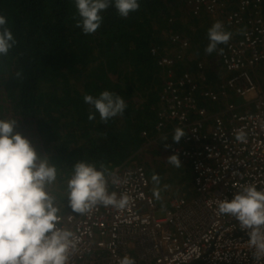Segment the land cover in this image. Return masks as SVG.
I'll return each mask as SVG.
<instances>
[{
    "label": "built area",
    "instance_id": "2783aa9c",
    "mask_svg": "<svg viewBox=\"0 0 264 264\" xmlns=\"http://www.w3.org/2000/svg\"><path fill=\"white\" fill-rule=\"evenodd\" d=\"M187 3L194 15L202 11L234 31L223 54H211L210 62L208 54L186 57L191 43L180 33H172L161 47L166 55L155 58L163 72L151 130L162 137L184 129L179 143L171 139L163 147L189 165L194 192L173 198L161 211L148 193L142 165L113 167L128 182L110 183L109 190L126 192L132 204L119 211L100 207L65 221L81 237L73 264H119L124 255L136 264H264L254 259L239 223L217 212V200H231L240 185L264 189V96L254 78L255 68L264 64V6L262 0H239L237 8L225 11L218 0ZM215 65L224 74L214 77ZM238 129L245 131L246 143L236 141ZM141 138L148 140V132Z\"/></svg>",
    "mask_w": 264,
    "mask_h": 264
},
{
    "label": "clouds",
    "instance_id": "9594fccd",
    "mask_svg": "<svg viewBox=\"0 0 264 264\" xmlns=\"http://www.w3.org/2000/svg\"><path fill=\"white\" fill-rule=\"evenodd\" d=\"M71 1L75 3L77 13L73 17L76 21L75 26L85 35L96 33L104 20L102 13L109 7H114L122 18H127L130 13L140 9L139 0ZM182 1L183 6H177L175 11L171 10L164 17L163 23L147 19L145 24L139 27L146 32L151 30L155 34L147 48V54L152 61L148 70L150 73L145 74L143 80L154 79L153 89L156 93L163 71L156 66L155 58L166 55L161 47L167 45L170 35L180 33L182 37L188 38L191 46L186 57L194 60L199 55L195 54L197 47L187 34L190 29L188 19L192 18L187 14L200 21L205 19L212 22V18L202 11L194 15L187 0ZM218 2L224 5L226 11V3L219 0ZM237 34L246 33L240 29ZM232 37L233 33L225 29L222 21L214 22L207 30L208 44L204 49V57L205 54L209 57L214 52L222 55L224 50L219 46L227 45ZM16 44L17 40L7 18L0 15V57L7 56ZM154 49L157 52L152 55L151 50ZM54 73L59 74L64 81L63 72H59L57 67ZM112 75V78L119 75L126 83L131 82L133 85L138 79L132 69L125 67L123 60L122 70ZM16 76L21 77L22 73L18 71ZM52 80L54 79L46 77L47 82ZM44 83L41 82V88L37 87L35 90L40 94L38 97L40 111L30 120L34 118L42 121L40 118L49 115L58 118L55 112L50 111L52 107L46 103L47 100L57 101L50 95L42 96V93L46 92L45 88H52ZM140 88H144L143 85L132 92L136 94ZM0 92H3L1 88ZM3 95L8 94L3 92ZM83 100L90 106L87 116L89 121L95 120L98 113L100 120L107 123L113 118L122 117L127 108L122 96L108 90L102 91L98 96L85 94ZM12 112L13 117L20 118L14 111ZM16 118H0V264H73L80 250L81 237L65 221L74 222L77 216H88L100 207L117 211L129 208L132 204V197L129 194L109 190L110 183L118 185L128 181L122 180L104 163L97 167L95 163L85 160L77 161L69 174H63L50 162L51 158L47 154H39L27 138L15 131L19 123ZM185 135L184 129L177 127L172 141L179 143ZM235 139L246 143L245 131L236 130ZM167 163L175 168H181L178 155L168 157ZM151 180L154 184V198L162 200L161 192L170 186L165 184L161 188V178L157 174H153ZM66 208L70 209V214L66 213ZM217 212L220 215H229L239 223L241 230L247 232L248 245L254 259L264 260V189L258 191L253 184L240 185L239 191L231 200H217ZM119 264H136V261L133 257L124 255Z\"/></svg>",
    "mask_w": 264,
    "mask_h": 264
},
{
    "label": "trees",
    "instance_id": "16d2710c",
    "mask_svg": "<svg viewBox=\"0 0 264 264\" xmlns=\"http://www.w3.org/2000/svg\"><path fill=\"white\" fill-rule=\"evenodd\" d=\"M219 1L225 2L226 10H230L237 8L239 0ZM139 2L140 9L130 13L127 18L120 17L114 7H109L102 13L104 20L96 33L85 35L75 26L73 17L77 13L75 3L71 0H0V15L7 18L17 40L9 54L0 57V88L11 97L9 109L20 117L17 118L20 126L31 125L30 118L40 111V94L35 92L39 82H45L44 85L54 89L62 85V104L57 103L54 109L48 107L58 118L66 112H88L90 106L84 103L85 94L98 96L102 91L108 90L119 95L122 91L132 92L142 86L140 81L143 76L150 73L148 70L152 61L147 48L155 34L139 27L147 19L163 23L164 17L171 10L175 11L177 6H183V1ZM187 16L192 17L188 19L190 29L187 34L197 50L205 53L204 49L208 44L207 30L211 26L205 19L200 21L190 14ZM261 16L264 18V11ZM231 32L234 33L233 30ZM219 47L223 48L224 45ZM92 51L99 53L97 59L91 56ZM122 60L125 67L132 69L135 76H138L136 84L126 83L119 75L112 78L114 72L122 70ZM56 67L59 72H63L61 74L64 81L59 74L54 73ZM18 71L22 73L21 77L16 76ZM46 77L54 80L47 82ZM146 81L149 86L137 91L143 94L140 104L142 111L136 116L125 110L122 120L116 117L107 123H95L96 134H101L96 136L98 139H89L88 148L82 153H77L76 147L67 144L66 133L53 132L48 126L56 118L52 115L40 118L42 121L38 122V127L44 128L48 138L43 141L45 149L38 153L47 154L62 173L67 169L71 171L79 160L95 163L97 167L104 163L110 170L125 165L136 146H141V132H148L155 123L160 106L158 100L153 101V97L157 98L154 94L156 91L152 88L154 79L146 78ZM80 82L84 84L83 90L75 88ZM88 114L82 115V118ZM58 138L62 143L56 145L55 139ZM189 176L192 178L190 172H184L180 179ZM65 211L70 212V209L66 208Z\"/></svg>",
    "mask_w": 264,
    "mask_h": 264
},
{
    "label": "rangeland",
    "instance_id": "374dc122",
    "mask_svg": "<svg viewBox=\"0 0 264 264\" xmlns=\"http://www.w3.org/2000/svg\"><path fill=\"white\" fill-rule=\"evenodd\" d=\"M213 22L208 20V25L212 26ZM198 53V54H197ZM195 54L199 55L201 57H204V53L201 51L195 50ZM216 52L212 53V55H215ZM212 55H209L208 58H205L207 62H210V58ZM91 56L94 59H97L99 57V53L97 51H92ZM218 66V65H217ZM220 72H223L219 66L212 70V74L214 77H217L219 75H222ZM136 79V78H135ZM40 83V82H39ZM37 84V87L41 88V83ZM143 87L147 88L148 82L146 80H142ZM84 84L80 82L75 87L76 89L83 90L82 88ZM154 88V87H152ZM142 89V88H140ZM144 89V88H143ZM46 94L50 95L53 99H55L57 102H52L47 100V104L54 108V106L58 103L59 105L62 104L61 102L64 100V95L62 94V85H58L56 89L49 88L46 90V92L42 93V96L45 97ZM156 94V93H154ZM122 96L127 104L126 111L131 112L133 115L137 116V113L141 112V103L143 101V95L140 92H137L136 94L134 92H120L119 94ZM11 97L9 95L4 96L3 92H0V118H16L13 117V112L9 110V103H10ZM157 100L156 97H153V101ZM90 109L88 108V112L83 110V113L78 112H66L62 117L57 118L54 122L48 123L47 125L51 128L53 132H60V133H66L68 145L71 147H76L77 153H82L85 151V149L88 148L87 142L89 139L96 138L97 135L100 136L101 133L96 134V128L95 123H104L100 120L99 114H96V119L93 121H89L87 119V116L85 118H82V115L88 114ZM119 120H122L121 117H119ZM17 119V118H16ZM18 120V119H17ZM32 124L27 126H20L18 124V127L15 129L16 132H19L22 134L23 137L27 138L32 146L36 149L37 152H40V150H44L43 141L47 140L48 135H46L44 132V128L38 127V122L40 120L38 119H31ZM19 122V120H18ZM161 138L160 135L153 134L152 130L150 129L148 131V140L142 139L139 141V144L142 146H136L137 148L134 149L133 153L129 156V160L132 161L134 159V156H136V159L140 162H142L145 166V169L147 171L148 177L150 178V186L149 190L150 193L153 195V187L154 184L151 180V176L153 174H157L161 178L160 187L162 188L163 185L167 184L170 187L167 190H164L161 192L162 201L159 203V201H156V204L158 208L162 211L164 209L169 208V200L173 198L174 196L178 195L181 192V188H191V181L189 177H184L180 179V175L184 173L182 170L186 169L189 172L188 165L181 163V168H175L174 166L167 163L166 159L170 157L171 155L168 154L164 148L163 151L158 154L156 152V149H153L154 143L152 140ZM56 145L61 144L62 141L60 138L55 139ZM163 147V144H161ZM62 147V146H61ZM148 147V148H147ZM141 151L139 155H135L136 152ZM146 152V153H145ZM42 155V154H41ZM44 155V154H43ZM51 163H53L50 160ZM181 162V161H180ZM71 171L69 169L63 171V174H69ZM163 206V207H162Z\"/></svg>",
    "mask_w": 264,
    "mask_h": 264
},
{
    "label": "crops",
    "instance_id": "0c3cea01",
    "mask_svg": "<svg viewBox=\"0 0 264 264\" xmlns=\"http://www.w3.org/2000/svg\"><path fill=\"white\" fill-rule=\"evenodd\" d=\"M219 66V65H218ZM217 65H215L214 67H211L210 68V71L212 72V70L216 69L218 67ZM220 68V67H219ZM221 74H223L222 72H220ZM254 78H255V82H256V85H257V88H258V91L257 93L260 94V95H263L264 96V66L262 65H258L257 66V69L254 71ZM236 101V100H235ZM174 124V123H173ZM172 124V125H173ZM167 138V139H165ZM172 139V135L171 134H165L164 136H162L161 138L159 139H154L152 140L154 143V146H153V149H156V152L158 154H160V152L163 151V148L161 146V144H163L165 141H169ZM142 146V145H141ZM148 148V147H147ZM164 150L169 154V152L164 148ZM141 151H138L137 152V155L140 154ZM146 153V152H145ZM167 161V159H166ZM182 164H185V162H180ZM187 164V163H186ZM133 165H142L144 168V164L140 161H138L136 158H134L132 161L128 160L127 163L124 165H120V167H131ZM188 165V164H187ZM189 167V165H188ZM113 169V168H112ZM111 169V170H112ZM146 170V169H145ZM183 172L187 171L186 169L182 170ZM191 174V169L189 167V170H188ZM146 175H147V179H148V193L154 198V196L150 193V190H149V186H150V178L148 177V174H147V171H146ZM187 178V177H186ZM190 178V181H191V188H185V187H182L181 188V192L174 196L173 198H177V197H184V198H187V197H190L192 194H193V179L189 176ZM171 198L169 200V203L170 201L173 199ZM155 202L157 201L155 198H154ZM160 201L162 200H159V203H161Z\"/></svg>",
    "mask_w": 264,
    "mask_h": 264
}]
</instances>
